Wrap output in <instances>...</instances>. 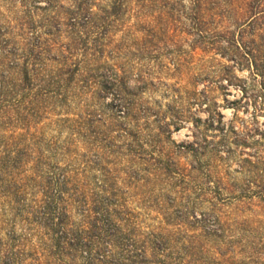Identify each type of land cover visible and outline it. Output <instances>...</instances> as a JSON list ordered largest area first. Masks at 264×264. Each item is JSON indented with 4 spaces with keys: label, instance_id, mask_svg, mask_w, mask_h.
<instances>
[{
    "label": "trees",
    "instance_id": "trees-1",
    "mask_svg": "<svg viewBox=\"0 0 264 264\" xmlns=\"http://www.w3.org/2000/svg\"><path fill=\"white\" fill-rule=\"evenodd\" d=\"M100 1L77 0L66 16H49L46 29L21 45L0 40V264L114 263L107 247L138 250L136 260L123 256L126 264H264V219H254L264 215V155L255 163L243 159L247 167L241 162L236 170L244 174L240 183L226 181L200 159L180 165L175 154L199 152L191 142L175 143L169 126L152 134L145 122L142 134L115 123V117L136 118L133 99L107 116V108L90 107L86 99L98 85L94 93L103 99L102 89L117 85L120 97L127 79L146 80L140 70L129 75V63L105 59L146 51L161 29L149 26L145 11L154 2L178 13L185 5ZM189 1L181 13L204 51L202 43L214 44L211 18L222 12L214 0ZM126 12L132 18L127 24ZM116 30L123 40L110 46ZM138 32L131 53L123 41H135ZM138 110L147 121L149 111ZM60 122L72 123L69 138L46 134ZM165 141L178 149L164 153ZM132 189L142 195L139 206L130 204ZM140 208L153 211L164 226L142 230Z\"/></svg>",
    "mask_w": 264,
    "mask_h": 264
},
{
    "label": "rangeland",
    "instance_id": "rangeland-1",
    "mask_svg": "<svg viewBox=\"0 0 264 264\" xmlns=\"http://www.w3.org/2000/svg\"><path fill=\"white\" fill-rule=\"evenodd\" d=\"M87 1L92 5L101 4L100 0ZM173 1L183 3L185 7L179 6L178 13L154 2L145 9L147 15H151L149 26L153 28L158 23L161 29L156 33V39L146 43L143 54H119L113 60L105 59L109 64L129 63L133 67L129 75L140 70L146 80L137 82L132 77L127 79L126 92H121L120 97L115 93L117 85L102 89L100 95H103V99L94 93L100 89L98 85L94 92L87 94L86 99L90 107L107 108L106 116L112 111L120 112L127 106V100L133 99L134 106L130 112L136 118L115 117V123H128L130 127L142 130V134L147 133L142 128L145 122L152 134L157 132L158 127L165 129L169 126V135L175 143L191 142L199 152L187 150L175 154L173 157L180 165L189 167V162L200 159L201 163L207 162V165L212 166L213 173L224 176V180L240 183L244 174L236 170L241 162L245 165L243 169L247 167L243 159L248 158L255 163L258 154L264 155V0H214L222 14L211 18L208 27L214 44L210 46L202 43L204 51L198 47L196 35L189 30L190 20L181 13L182 9L187 10L190 1L161 2ZM49 2L50 7H47ZM150 2L145 0L144 4ZM248 2L253 3L254 8H248ZM77 3V0H0V40H11L9 46L12 43L21 45L46 29L49 16L62 18L66 16V10L75 8ZM129 6H132V2ZM130 13L123 15L126 24L132 21ZM154 17H158V20ZM29 26H33V29ZM162 31H166V34L160 33ZM137 34L135 41L129 40L128 36L123 41L125 49H130L131 53L141 39L140 33ZM121 36L119 30L113 32L110 46L120 38L123 40ZM98 63L102 61L98 60ZM117 89L120 91L119 87ZM138 108L149 111L147 121L141 118ZM71 124L60 122V126H49L46 134H59L60 140L67 139L72 132V128L68 127ZM168 132L165 133L167 139ZM121 139H124L123 136ZM167 143L163 144L164 153L169 155L173 149H178ZM248 169L253 170L249 166ZM138 192L132 189L134 196L129 200L130 204L136 205L142 199ZM135 212L141 214L138 219L144 231L146 228L143 226L155 230L156 227L164 226L153 211L140 208ZM71 213L73 221L77 223L74 209ZM247 216L251 217L249 214ZM254 219H264V215H257ZM166 229L170 228L163 227L162 230ZM105 249L114 263L91 260L90 264H126L128 262L123 256L138 253L135 249L134 252L113 247Z\"/></svg>",
    "mask_w": 264,
    "mask_h": 264
}]
</instances>
